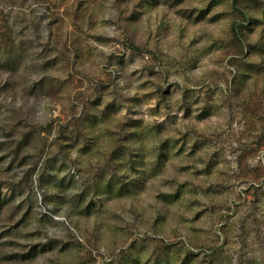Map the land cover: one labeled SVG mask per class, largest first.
Segmentation results:
<instances>
[{"label":"rangeland","instance_id":"374dc122","mask_svg":"<svg viewBox=\"0 0 264 264\" xmlns=\"http://www.w3.org/2000/svg\"><path fill=\"white\" fill-rule=\"evenodd\" d=\"M233 2L0 0V264H264V0Z\"/></svg>","mask_w":264,"mask_h":264},{"label":"bare ground","instance_id":"6f19581e","mask_svg":"<svg viewBox=\"0 0 264 264\" xmlns=\"http://www.w3.org/2000/svg\"><path fill=\"white\" fill-rule=\"evenodd\" d=\"M253 103H254L256 108L263 109L264 90H263V92L262 91H258V90L254 92Z\"/></svg>","mask_w":264,"mask_h":264},{"label":"trees","instance_id":"16d2710c","mask_svg":"<svg viewBox=\"0 0 264 264\" xmlns=\"http://www.w3.org/2000/svg\"><path fill=\"white\" fill-rule=\"evenodd\" d=\"M233 4H234L235 6H237V0H234ZM129 47H130L131 49L135 50V51H140V52L142 51L138 46L133 45V44H130Z\"/></svg>","mask_w":264,"mask_h":264}]
</instances>
